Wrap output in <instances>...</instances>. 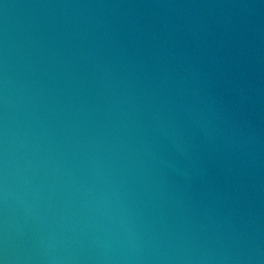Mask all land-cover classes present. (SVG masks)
<instances>
[{"label": "water", "instance_id": "1", "mask_svg": "<svg viewBox=\"0 0 264 264\" xmlns=\"http://www.w3.org/2000/svg\"><path fill=\"white\" fill-rule=\"evenodd\" d=\"M0 264H264V0H0Z\"/></svg>", "mask_w": 264, "mask_h": 264}]
</instances>
